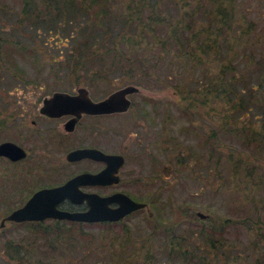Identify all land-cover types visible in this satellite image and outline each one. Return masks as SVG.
Here are the masks:
<instances>
[{
  "label": "rangeland",
  "instance_id": "obj_1",
  "mask_svg": "<svg viewBox=\"0 0 264 264\" xmlns=\"http://www.w3.org/2000/svg\"><path fill=\"white\" fill-rule=\"evenodd\" d=\"M4 2L11 6L9 11L14 13V16L6 17L3 14L0 18V32L9 39V42L5 41L0 47V141L12 139L27 148L29 155L16 163H8L6 158H0V220L14 207L24 203L36 188L62 182L85 166L94 167L96 164L87 162L68 163L65 154L72 146L96 142L105 150L123 152L126 156L120 182L109 187H99L98 190L107 192L120 189L129 194L131 191L134 193L131 194L133 197L140 196L148 205L129 213L117 224H101L97 221L77 225L82 233L95 236L96 240L92 241L91 245H97L100 241L104 244L103 247H96L92 252H88L90 254L87 260L81 264H202L191 260L193 257L189 256L194 255L193 252H205L206 264H225L223 256L217 258V263L211 262L212 253L208 250L210 243L200 233V228L204 225L203 219L196 217L199 210L219 218L217 222L223 220L225 239L232 244L230 248L236 250L234 254L240 255L238 252L244 251L241 256H245L253 248L264 250V243L260 241H256L255 247L252 245L258 228L249 230L246 222L243 225L234 223L235 219L240 220L245 216L254 220H257L259 214L264 217V147L256 149L250 146V150L246 149L254 159L257 156L256 172L262 171V179H247L242 169L235 172L236 177L233 178L229 175L232 168L230 169V161L227 160L231 152L230 147L234 150L236 147H243L236 139H231V125L225 126L221 120L226 107L214 100L210 110L207 105L203 106L197 102L195 93H190L188 99H182L187 91L199 87L203 81L205 64L193 68L178 67L176 63L177 67L170 68L166 62H162L164 64L158 69V74L150 76L145 84L131 80L126 74L110 72V77L107 78L101 74L91 75L84 72V68L77 67V71L83 74L79 81L71 74L72 81L65 73L68 67H60L55 57L63 60L69 48L73 47V40L80 35L79 32H75L74 36L70 35L73 22H69L71 29L70 25L67 29L61 24L57 32L49 31L46 27L35 29L34 32L13 22L21 1ZM239 2V7L246 12V22L253 27L246 42V50L252 55L242 56L245 49L241 48L234 59L238 60L235 70L237 73H243L244 77L253 70L255 78L252 80L258 81L264 69V64L257 61L258 58L261 59V53L264 55V0ZM240 42L245 43V39ZM2 50L5 55L11 56L15 63L11 64L7 60L4 66ZM153 71L156 73L157 68ZM166 72L169 74L165 77ZM157 76H164V81L158 80ZM92 77L94 81H91ZM129 83L140 87L138 92L130 95L133 100L130 109L99 118L84 117L75 133L67 135V140L62 143L51 141L49 135L60 134L57 126H62L64 118H40L38 125L32 124L33 117L38 116L43 98L54 90L75 91L78 86L86 85L90 94L98 99ZM262 83L264 86V75ZM189 101L192 105L188 108ZM144 106L150 111L148 116L143 111ZM198 107L202 108L201 114L198 113ZM239 119L241 122L238 124H243L248 117L243 114ZM88 124L94 125L96 130L99 125H103L105 132L94 138V141L86 131ZM198 125L204 132L199 136L195 133ZM37 127L43 129L39 130ZM50 127L56 130L48 131ZM213 129L216 134L212 132ZM206 133L214 134L217 147L212 135ZM170 136H174V140L169 139ZM213 147L216 148L214 155L221 150L224 153L219 163L222 173L215 172L208 166L206 159ZM169 165L170 169L167 168ZM22 176H25V179L28 177V181H23L20 190L18 180ZM234 180L238 181V189L244 187L249 193L244 195L243 191L233 189ZM5 194L9 195L8 200L2 201L1 197ZM246 196L248 199H245ZM152 200L162 208L161 213L170 218V224L175 231L187 236L183 249L188 247L192 250L186 257L187 261L182 258L180 252L165 249L169 242L164 241L166 235L162 229L155 227L161 219L157 217L158 208L151 204ZM64 205L67 206V202H64ZM181 208L186 210L183 212ZM149 214L152 218L147 217ZM228 220L233 221L228 224ZM250 221L251 219L248 220ZM207 223L209 225L211 222ZM258 226L257 224L256 227ZM26 231L25 227L11 221H7L0 229V264H31L23 263L21 258L6 253L7 242H19V238ZM103 234L107 235L106 240L102 239ZM45 248L48 247L44 245V250ZM41 250L43 248H40ZM110 250L112 252H109ZM76 253L78 254L77 251ZM34 257L38 255L35 254ZM66 259L67 257L63 259L65 263L69 261ZM260 262L255 261L253 257L237 260L230 256L228 264H264V260Z\"/></svg>",
  "mask_w": 264,
  "mask_h": 264
},
{
  "label": "trees",
  "instance_id": "obj_2",
  "mask_svg": "<svg viewBox=\"0 0 264 264\" xmlns=\"http://www.w3.org/2000/svg\"><path fill=\"white\" fill-rule=\"evenodd\" d=\"M4 1L0 0V18L3 14L6 17H13L14 13L9 11L11 6ZM20 1L21 6L16 10L17 17L13 21L19 27L34 32L35 29L39 30L40 27H46L49 31L57 32L61 24L67 29L70 25L69 29H71L72 25L69 22H73L70 35L74 36L75 32H79L80 35L76 37V40H73L74 45L69 48L67 56L63 60L58 57L55 59L60 67H68L65 69V73L70 78L73 74L76 81H79L83 74L77 71V67L84 68V72L91 73V75L99 76L101 74L107 78L110 77V72L126 74L131 80L145 84L150 76L158 74V69L164 64L162 62H166L170 68L174 66H193L195 68L205 64L203 81L199 87L187 91L182 99H188L190 93H195L197 102L203 106L207 105L210 110L214 100L223 104L226 110L221 115V120L225 126L231 125L229 132L230 136L233 137L231 139H236L243 147L242 149L236 147L235 150L230 147L229 159L226 158L230 161V169L232 168L229 175L235 178V172L242 169L247 179L253 178L257 181L262 179L263 175L260 174L262 171L256 172L255 159L257 156L254 159V156L249 155L246 149L250 150V146L256 149H262L261 146L264 147V86H262L264 69L258 81L252 80L255 78L253 70H250L246 77L243 76V73H237L235 70L238 60L234 59L238 56L241 48L245 49L242 56L252 55L246 50V42L249 40V33L253 27L246 22V12L239 7V0ZM243 39H245V43L240 42ZM5 41L9 42V39L7 40L5 35L0 32V47ZM2 53L4 66L7 60L11 64L12 62L15 63V60L11 56L5 55L3 50ZM260 57L261 59H257L258 63L264 64L263 53ZM5 58L7 59L5 60ZM176 63H178L177 66ZM153 67L157 68L156 73L153 71L155 69ZM168 74L169 72H166L165 77ZM165 77L157 76L158 80L161 81H164ZM91 81H94V77ZM188 103L189 108L192 102L189 101ZM201 109L198 107L200 114L202 113ZM143 111L147 116L150 113L145 106ZM193 113L195 114L194 110ZM208 114L210 115V112ZM243 114L248 119L244 120L243 124H238L241 122L239 118ZM202 132L203 128L201 130L198 125L195 128V133L199 136V134L202 135ZM212 132L216 134L214 129ZM206 134L212 135L215 147H217L214 134ZM173 138L174 136L169 137V139L174 140ZM215 149L212 148L206 160L213 171L222 173L219 163H221L224 153L221 150L214 155ZM180 161L182 160L180 159ZM26 181H28V177ZM234 183L233 189L243 191L244 195L249 193L244 187L238 189V181L234 180ZM130 193L134 195L131 191ZM8 196V194L2 196V201L8 200ZM135 197L141 200L140 196ZM245 199H248V196ZM151 204L158 208L157 217L161 219L155 224V227L162 229L163 234L166 235L164 241L169 242L165 249L170 252H180L182 258L187 261L186 257L189 256V252H192L188 247L183 249L184 244L187 243V236L175 231L173 225L170 224V218L161 213L162 208L158 203L152 200ZM63 206L73 208V206L64 204ZM181 210L184 212L186 209L181 208ZM196 215L199 217L198 214ZM147 217L152 218L150 214ZM123 219L98 222L117 224ZM202 219L204 225L200 228V233L210 243L208 250L212 253V263H217V258L222 256L226 260H224L225 264H228L230 256L237 260H248V257H253L258 262L264 260V250L261 248H253L245 256H241L244 251L238 252L240 255L234 254L236 250L230 248L232 244L226 242L227 239H225L223 220L217 222L219 218L209 215ZM249 219L252 222H248ZM256 219L245 216L234 221L236 225L239 223L243 225L246 222L249 230L258 228V234L255 236V240H252L254 247L256 241L264 243V217L259 214ZM233 220H228V224ZM205 221H210L209 225L212 224L213 226L209 227ZM11 222L22 225L27 231L19 238V242H7L6 253L21 258L23 263L61 264L62 261L65 263L63 259L67 257L69 261L65 264H81L87 260L90 254L88 252H92L96 247L104 246L101 241L97 245H91V242L96 240L95 236H88L86 233H82L80 227H77V225L84 223L83 221L47 218ZM257 224L258 227H256ZM102 239L106 240L107 235L103 234ZM44 245L48 247L45 250ZM40 248L43 250L40 251ZM35 254L38 257H34ZM193 254L189 257H193L191 260L195 261L194 263L206 264L205 252H193ZM81 256L83 258H80Z\"/></svg>",
  "mask_w": 264,
  "mask_h": 264
},
{
  "label": "water",
  "instance_id": "obj_3",
  "mask_svg": "<svg viewBox=\"0 0 264 264\" xmlns=\"http://www.w3.org/2000/svg\"><path fill=\"white\" fill-rule=\"evenodd\" d=\"M140 90L134 83L120 86L102 98L95 99L86 85H80L75 92L58 89L43 98L40 111L50 116L71 114L66 121L65 128L74 129L78 119L83 113L103 114L127 111L132 105L131 94ZM26 148L14 140L0 141V155L12 160H19L27 156ZM90 157L101 160L106 165L97 172L80 171L65 181L42 186L35 189L26 201L13 208L0 220V228L7 221L44 220L57 218L83 222L117 221L129 213L148 205L128 192L116 190L111 193L86 190L85 185H105L117 183L120 180V167L125 162V155L120 152L107 151L96 146H82L69 150L66 154L68 160ZM65 200L74 204L86 203V208H68L62 206ZM197 214L205 218L203 211Z\"/></svg>",
  "mask_w": 264,
  "mask_h": 264
},
{
  "label": "flooded vegetation",
  "instance_id": "obj_4",
  "mask_svg": "<svg viewBox=\"0 0 264 264\" xmlns=\"http://www.w3.org/2000/svg\"><path fill=\"white\" fill-rule=\"evenodd\" d=\"M76 91V90H75ZM75 91H71V92H75ZM43 102V101H42ZM114 113H120V112H114ZM109 114H112V113H109ZM105 115H107V113H103V114H90V113H83V115L78 119V121H77V123H76V125H75V127H74V129H72V130H68V129H66L65 128V123H66V121L72 116L71 114H64V115H61V116H50V115H47V114H45V113H42L41 111H40V107H39V113H38V116L37 117H33V119H32V124L33 125H38V119H40V118H45V119H47V120H55V119H63V121H62V123H61V127L58 125L57 126V130L60 132V134H56V135H53V136H51V135H49V137H50V139H51V141H54V140H56L57 142H59V143H62L64 140H67L66 138H67V135H69V134H73V133H75V130H76V128L79 126V124H80V122H81V120L84 118V117H96V118H99V117H101V116H105ZM100 127L99 128H97L98 130H96V128H95V126L94 125H87V127H86V131L87 132H89L88 133V135L89 136H91L92 137V139L94 140V138H96V137H98V135H100L101 133H103V132H105V129H104V127H103V125H99ZM37 129H43L42 127H37ZM61 129V130H60ZM44 130H46V128L44 129ZM51 130H56L54 127H50V128H48V131H51ZM49 139V140H50ZM4 140H12V139H4ZM3 141V140H2ZM95 141V140H94ZM18 143V142H17ZM20 144V143H19ZM21 145V144H20ZM23 146V145H22ZM82 146H96V147H100V148H102L103 149V147H101V145L100 144H98V143H96V142H90L89 144H79V145H75V146H72L71 148H69V150H71V149H73V148H76V147H82ZM26 150L28 151V149L26 148ZM68 150V151H69ZM67 151V152H68ZM107 151H110V150H107ZM67 152H66V154H67ZM115 152H119V151H115ZM120 153H123V152H120ZM65 154V155H66ZM124 154V153H123ZM28 155H29V151H28V153H27V156L26 157H24V158H21V159H19V160H12V159H10V158H7V157H5V156H2V155H0V157L2 158H6L7 159V161H8V163H9V161L10 162H13V163H16L17 161H21V160H23V159H25V158H27L28 157ZM125 155V154H124ZM66 160H67V162L68 163H82V162H87L88 164H96L94 167L93 166H91V165H89V166H85V167H83V168H80V169H78L77 171H75L73 174H75V173H77V172H80V171H93V172H97V171H100L105 165H106V163L104 162V161H101V160H97V159H93V158H90V157H83V158H80V159H76V160H68L67 158H66ZM125 162H126V156H125ZM125 162H124V164H125ZM123 164V165H124ZM123 165L120 167V170H119V173H120V180H121V170H122V167H123ZM170 165L167 167V168H169L170 169ZM169 172V171H168ZM72 174V175H73ZM71 176V175H70ZM70 176H68L67 178H69ZM25 176H22V177H19V180H18V184L20 185L19 186V189L21 190V188H22V185H23V181L24 182H26V179L24 178ZM66 178V179H67ZM65 179V180H66ZM65 180H63V181H65ZM120 180H119V182H120ZM21 181H22V184H21ZM62 181V182H63ZM119 182H117V183H112V184H105V185H98V184H96V185H85V186H83L84 187V189H86V190H93V191H98V192H100V193H104V194H107V193H111V192H113V191H116V190H120V189H113V190H109V191H107V192H102V191H100V190H98V188L100 187H109V186H113V185H116V184H118ZM59 183H61V182H59ZM56 184H58V183H56ZM50 185H55V184H48L47 186H50ZM42 186H46V185H42ZM42 186H40V187H42ZM39 188V187H38ZM37 189V188H36ZM124 191V190H123ZM131 195V194H130ZM26 201V200H25ZM24 201V202H25ZM64 202H67V204H68V206H73V208L75 209V208H79V209H82V208H86L87 207V205H86V203L84 202V203H82V204H74V203H72V202H70L69 200H65ZM64 202L62 203V205L64 204ZM23 204V203H22ZM70 204V205H69ZM21 205V204H20ZM19 206V205H18ZM15 208V207H14ZM68 208H72V207H68ZM145 208V207H144ZM140 209H142V208H140ZM123 219V218H122ZM120 220V219H119Z\"/></svg>",
  "mask_w": 264,
  "mask_h": 264
}]
</instances>
